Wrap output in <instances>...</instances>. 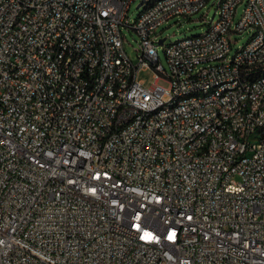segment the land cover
I'll return each instance as SVG.
<instances>
[{"label": "built area", "instance_id": "2783aa9c", "mask_svg": "<svg viewBox=\"0 0 264 264\" xmlns=\"http://www.w3.org/2000/svg\"><path fill=\"white\" fill-rule=\"evenodd\" d=\"M137 1L0 0V264H264V0ZM211 1L165 70L158 28Z\"/></svg>", "mask_w": 264, "mask_h": 264}, {"label": "rangeland", "instance_id": "374dc122", "mask_svg": "<svg viewBox=\"0 0 264 264\" xmlns=\"http://www.w3.org/2000/svg\"><path fill=\"white\" fill-rule=\"evenodd\" d=\"M141 0L134 3L131 7V10L128 15L129 22L133 24L138 18L139 14L145 9V6L137 9L138 4ZM244 4H241L236 11V15L234 18V25H236L244 11ZM215 14V7L212 5V1L203 8L200 12L191 17L178 16L170 19L167 23L162 24L158 30V40L165 39L163 44H159L157 46L156 51L159 54L160 62L163 65L164 69L169 71V65L167 61V57L165 54L166 46L177 41L183 39L185 37L199 36L203 35L207 30L210 22ZM208 15V16H207ZM207 16V17H206ZM122 34L125 40V50L129 55V58L136 63L137 56L139 50L140 40L138 35L126 28H122ZM250 34L247 33H233L230 37L232 42V50L229 54V59L240 49V47L246 43ZM140 79L145 80L146 85L150 86L153 83L152 72H143L140 74Z\"/></svg>", "mask_w": 264, "mask_h": 264}, {"label": "bare ground", "instance_id": "6f19581e", "mask_svg": "<svg viewBox=\"0 0 264 264\" xmlns=\"http://www.w3.org/2000/svg\"><path fill=\"white\" fill-rule=\"evenodd\" d=\"M164 0H148V4H158ZM146 9V2L143 3ZM142 6V7H143ZM208 37V30L203 34L196 36V40H204ZM120 67H129L130 58L128 55L119 56ZM63 67H71V60H63ZM261 77H264V68L261 69ZM247 79H257V72H247ZM211 88H217V81H209V87H202L199 90V97H206L211 95ZM184 97L194 98L195 90H184ZM180 104V95H173L167 97L157 98L148 104L147 117H154L156 112H160L163 108H168ZM256 138H264V124L263 129L256 130ZM136 216H141V209H132L129 212V221H136Z\"/></svg>", "mask_w": 264, "mask_h": 264}, {"label": "water", "instance_id": "95a60500", "mask_svg": "<svg viewBox=\"0 0 264 264\" xmlns=\"http://www.w3.org/2000/svg\"><path fill=\"white\" fill-rule=\"evenodd\" d=\"M143 3H144V0H142V1L138 4L137 9H140V8L143 6ZM164 41H165V39H162L160 43L163 44Z\"/></svg>", "mask_w": 264, "mask_h": 264}]
</instances>
